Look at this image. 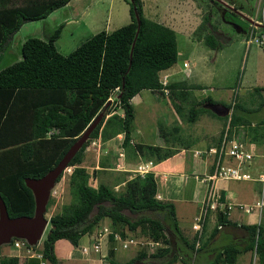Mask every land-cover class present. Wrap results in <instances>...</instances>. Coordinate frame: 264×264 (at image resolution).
<instances>
[{
    "label": "trees",
    "instance_id": "obj_1",
    "mask_svg": "<svg viewBox=\"0 0 264 264\" xmlns=\"http://www.w3.org/2000/svg\"><path fill=\"white\" fill-rule=\"evenodd\" d=\"M68 1L27 0L23 5H13L11 0H0V58L9 36L24 21L44 18ZM127 3L129 21L126 24L110 32L94 33L68 54L62 55L54 47L53 41L59 33L56 28L46 40L26 38L20 46V59L0 68V198L9 217L32 215L33 196L23 179L40 177L51 169L94 117L102 109L105 111L67 164L73 165L68 175L72 201L62 207V212L52 215L39 246L28 245L20 239L26 248L40 253L49 264H58L53 252L56 240L66 239L76 246L79 238L90 233L103 218L121 234L124 229L133 232L139 227L150 239L164 245L150 255L153 260H143L145 253L139 251L124 262L113 258L110 246L109 264L186 262L183 254L175 252L172 239L166 234L168 230L185 242L179 234L173 204L154 197L156 182L152 173L123 179L122 190L114 192L104 183L89 186V175L80 165L89 140L104 141L119 133L123 134L121 146L129 147L132 155L141 159L153 157L154 161H161L175 153L167 146L129 142L133 119L130 99L135 94L141 90H167L171 104L179 109L192 88L184 81L161 83L158 72L177 59L175 33L170 27L144 16L140 0ZM205 19L204 16L202 20ZM204 42L212 48L218 45L212 34L206 35ZM261 91L264 92V87L252 89L253 94ZM114 92L115 107L109 111L108 101ZM204 101L208 104L211 100L205 97ZM263 104L261 98L258 107ZM228 107L231 112L221 117L228 127L220 131L218 140L241 126L249 141L264 147V115L252 122L237 113L239 104ZM203 112L218 117L199 101H193L186 120L193 122ZM43 149L47 155L40 157ZM262 199L264 213V182ZM123 210L136 214V218L130 219ZM144 211L161 213L169 226L165 228L160 219L147 216ZM225 224L229 220L222 209L217 213L215 230ZM241 227L248 240L244 249L256 254V264H264V225ZM16 239L12 238L9 243ZM195 240L185 242L191 252L198 250L194 247ZM239 253L241 250L237 247L225 245L210 264H234ZM0 264H37V261L31 257L20 260L18 255H0Z\"/></svg>",
    "mask_w": 264,
    "mask_h": 264
},
{
    "label": "rangeland",
    "instance_id": "obj_2",
    "mask_svg": "<svg viewBox=\"0 0 264 264\" xmlns=\"http://www.w3.org/2000/svg\"><path fill=\"white\" fill-rule=\"evenodd\" d=\"M26 1L11 0V4L23 5ZM127 1L71 0L68 1L69 3L54 9L44 18L24 21L9 36L0 58V68L20 59V46L26 38L35 37L46 40L56 28H59L58 36L53 41V44L60 54L66 55L94 33L100 30L110 32L126 24L129 21ZM142 5L144 16L154 21L166 19L175 28L177 31L176 47L182 54V56L177 57L175 65H180L183 61H187L189 75L184 78V81L200 87V89L189 91L187 97L180 102L181 107L179 109H176L171 104L169 94L163 91L142 90L130 100L133 108V119L129 142L132 144L142 143L171 147L172 151L175 152L174 154H176H172L173 156L171 155L164 162L154 161V158L150 157L148 160L152 161V167L146 173H152L153 176L159 178L161 176L156 174L160 171L170 170L176 176L181 168L184 167L187 157L190 156V151L188 152L187 150H193L194 147L197 150H204L209 145H216L215 141L220 131H226L228 127L225 123L227 121L211 116L207 112L200 113L193 122H188L186 118L191 102L199 101L207 109H209L210 105L204 101L205 97L222 106H230L233 102H236L240 105L239 114L248 119L250 117L249 120H252V107H255V104L257 105L260 102L261 97L264 100V92L260 98L256 97V93L252 96V87L264 85V41L258 43L254 38H251V41L247 42L249 30L253 25L254 37L258 36L259 32L262 33L264 31V0H143ZM178 16H181L183 20H181L182 24L177 25V27ZM204 16L206 21L202 20ZM208 34H212L215 37L218 43L216 47L212 48V46L205 44L204 38ZM168 72L170 71L168 70ZM184 74L186 75V72ZM160 76L159 74V78L162 80ZM179 77H171L169 81H172L171 79L181 80L182 76ZM115 96L114 92L109 98V111H112L115 107ZM251 104L254 105L252 106ZM217 109H219L218 114L224 112L222 108ZM101 111L103 115L104 109ZM117 112L122 113L120 109H117ZM229 112L230 109L226 110V114ZM119 134H121V137L115 135L116 137H110L111 139H106L107 141H102L99 138L91 139L95 141V146L93 147L87 148L91 140L87 142L80 165L84 166L83 168L89 175L87 180L89 186L96 187L98 183L102 182L114 192L122 190L123 185H120L116 190L113 189V186L122 179H128V177L123 176V172L114 171V169L96 170L94 168L96 162L110 168H115L116 163L123 164V168H128L137 161V156L132 158L130 155L127 156L122 150L123 134ZM230 134L228 133L227 135L231 137L232 135ZM233 136L245 142L252 153L255 151L250 144L251 141L248 140L247 142L240 135ZM184 148L187 149L184 150ZM260 151L263 155L260 168L256 162L258 160L257 157L253 156L252 164H249L250 166L246 169L250 177L256 179L258 183L256 200L261 197L262 191L261 181L258 179L259 174H264V147ZM40 153V157L47 155L44 149ZM118 153L122 154V156L119 157ZM205 157L212 158L211 156ZM127 161L128 164H126ZM158 162H161V164L154 166ZM138 163H135L134 167L129 170L131 174ZM258 171L259 174L255 176ZM68 175H61L57 182L54 183L52 187L54 193L52 195L50 194L52 188L49 190L50 193H48L46 202V206L47 204L48 206L45 208V217L48 223L41 239L36 243L37 245H40L44 238L50 226L49 220L52 215L62 212V207L72 201L73 197L68 186ZM173 178L175 177L173 176ZM252 181L248 180L247 182L254 184ZM240 183H243V181ZM155 195L159 198V195L156 193ZM123 213L130 219L136 218V214L127 210H123ZM143 214L160 219L165 228L169 226L168 222L161 218V213L144 211ZM99 223L92 229L91 233L93 232L94 234L102 230L98 227ZM259 223L264 225V217L259 218ZM102 226L104 225H101L100 228ZM108 227L111 228V226ZM111 230L113 229L111 228ZM123 232L139 240H152L139 227L133 232H129L126 229ZM242 232L236 231L238 235ZM166 234L173 242L174 237L171 232L166 230ZM131 249L132 255L135 256L139 251L145 253L148 248L144 250L138 247H131ZM31 253L32 251L26 252L23 247L14 248L10 243L0 245V255H18L20 260H23ZM254 257V263H256V254H254ZM143 260L153 259H150V256L146 254ZM252 260L253 251H248V254L246 252L239 253L235 262L236 264H251ZM47 264L49 263L47 262Z\"/></svg>",
    "mask_w": 264,
    "mask_h": 264
},
{
    "label": "crops",
    "instance_id": "obj_3",
    "mask_svg": "<svg viewBox=\"0 0 264 264\" xmlns=\"http://www.w3.org/2000/svg\"><path fill=\"white\" fill-rule=\"evenodd\" d=\"M71 1V0H69ZM141 3H143V0ZM69 3V2H67ZM66 3V4H67ZM179 3V2H178ZM143 7V5H142ZM234 9V8H233ZM182 10V9H181ZM179 10V11H181ZM143 11V10H142ZM173 14V13H172ZM175 16V15H174ZM178 21H176V26L179 24H182L183 18L181 16L177 17ZM157 22L162 23L168 27H170L174 33H175V41H176V33L177 31L175 28L170 25L166 19H160L157 20ZM169 24V25H168ZM253 24V23H252ZM254 26V25H253ZM178 27V26H177ZM184 27V26H183ZM263 27V26H262ZM184 31V30H183ZM250 31V30H249ZM260 32L258 33V35ZM254 35V33H253ZM248 40V37H247ZM249 43V42H248ZM177 48V47H176ZM182 56L181 52L177 49V57ZM177 60V59H176ZM176 62V61H175ZM175 62L168 68L164 70H160L158 72L161 75L160 77L163 79L164 84L175 81H184V78L188 77V62L183 61L180 65H175ZM168 70L170 72H168ZM186 72V75L184 74ZM185 75V76H184ZM178 79H171L172 81H169V78L177 77ZM160 79V78H159ZM161 81V80H160ZM185 82V81H184ZM162 83V82H161ZM186 83V82H185ZM163 84V83H162ZM188 87H191L192 90L200 89V87L196 84L186 83ZM254 87H264L263 86H254ZM253 89V87H252ZM142 91V90H141ZM140 91V92H141ZM167 92V90L163 91ZM263 92L257 93L256 97H261ZM139 94V92L137 93ZM135 94V95H137ZM134 95V96H135ZM253 94L252 96H254ZM133 96V97H134ZM132 97V98H133ZM131 98V99H132ZM262 98V97H261ZM260 98V101H261ZM130 99V100H131ZM210 99V98H209ZM211 100V99H210ZM254 102V101H253ZM234 103V102H233ZM236 103V102H235ZM255 103V102H254ZM207 104V103H206ZM213 105L215 108H222L224 109V112L222 114H216L218 115V118L221 119L224 115H228L231 112V108H229V105H219L214 103L212 100L208 103ZM259 104V102H258ZM258 104H251L250 107H252V122L255 120L260 119L264 115V104L258 107ZM232 106V105H230ZM258 107V108H257ZM216 108V109H217ZM230 112L226 114V110H229ZM254 109H257L254 111ZM262 109V110H261ZM219 111V109H217ZM238 114L239 109H238ZM263 113V114H262ZM261 114L260 116H258ZM247 118V117H246ZM250 119V117H249ZM255 119V120H254ZM226 123V122H225ZM231 137L235 138L233 135L238 136L240 135L248 142V136H246L245 131L243 128L238 127L236 130L235 128L232 129ZM116 136L121 137V134H117ZM114 136V137H116ZM112 137V138H114ZM219 138V137H218ZM218 138L215 141L218 143ZM111 139V138H110ZM236 139V138H235ZM109 140V139H108ZM213 140V139H212ZM107 141V140H106ZM257 142L253 141L250 144L252 147H254L253 152L254 156L257 157L258 160L256 162L258 163V167L260 168V165L263 161V155L260 151L262 146L260 144H256ZM213 146V145H209ZM188 147V146H187ZM122 150L130 157H134L132 153H129V147H122ZM187 148H184L186 150ZM183 150V149H182ZM197 150L195 147L193 150H187L190 153V156L187 157V161H185L184 167L181 168L180 172L175 176L174 172L165 171V172H159L158 176H161L159 178H155L156 182V194L159 195V198H157L160 201H168L173 204L174 207V215L177 223V227L179 230L180 237L184 239V241L190 243L194 238L195 240V248H198L196 252H191L186 246L185 242H181L180 239L178 240L176 236L172 235L174 237L173 245L175 252H178L179 254H183L185 256V261L182 262L179 260H176L170 264H210L212 261L214 255L225 245H233L241 250V254L245 253L248 254L249 250H245V245L247 244V233L244 231V229L241 227V225H250V224H257L256 222V215L254 213H244L242 211L237 210H230L228 211V214L226 216V219L229 220V224H225L222 226L217 227V230H215V223H216V216L218 211L222 210V205H225L227 203H245V204H253L257 197V189H258V183L256 182V179H254L252 182H245L240 183L242 181H226V180H205L203 179L204 176H209L212 173V166H211V158L205 157V156H198L194 155V151ZM261 153H260V152ZM176 155V154H174ZM173 156V155H172ZM138 159L135 163H138L140 161L146 160L141 159L139 156H137ZM171 157V156H170ZM168 157V158H170ZM128 158V157H127ZM168 158H165L164 160H161L164 162ZM103 159V158H102ZM254 159V157H253ZM129 160V164H130ZM135 163L131 164V167L123 168L122 170H119L123 172L124 177L130 178L132 175L129 170H131ZM128 164V161L127 163ZM161 164V162H158L157 164H154V166H158ZM252 164V162H251ZM250 164V165H251ZM82 166V165H81ZM84 167V166H82ZM96 170H102V169H114L107 167L105 165L99 164V162H96V166L94 167ZM95 170V169H94ZM115 171V169H114ZM118 171V170H117ZM255 172V171H254ZM259 174V171L255 173V176ZM117 175V173H115ZM173 176L175 178H173ZM201 179L203 180H200ZM257 178V177H255ZM124 180L122 179L119 183H115L113 186V189H117L120 185H123ZM239 182V183H236ZM102 183V182H100ZM212 190V193L214 194L213 201L216 204V209H208L206 213V218L201 224L199 231H194L191 228V224L193 222V217L198 214L201 205L203 204V200L205 198L207 190ZM101 225H108L110 226V222L107 218H103L101 222L99 223V228ZM111 229V228H110ZM239 230V235L236 233V231ZM93 232L91 233H85L82 235L77 245L82 244H88L92 241V237L94 236ZM125 234V233H124ZM127 235V234H126ZM110 237H108L109 239ZM112 245V241H110L106 246V249ZM134 247V246H131ZM131 247L128 248V250H122L119 247L115 249V252L113 253V258L116 261L124 262L131 258H134L135 256L132 255V249ZM53 252L58 260V264H84V261L81 257V254L79 253L78 249L73 246L69 241L66 239H58L53 244ZM108 254V250H107ZM149 256L152 254H148ZM146 256V254H145ZM180 258V256H179ZM236 261V258H235ZM234 261V264L236 262ZM219 264H222L219 262Z\"/></svg>",
    "mask_w": 264,
    "mask_h": 264
},
{
    "label": "built area",
    "instance_id": "obj_4",
    "mask_svg": "<svg viewBox=\"0 0 264 264\" xmlns=\"http://www.w3.org/2000/svg\"><path fill=\"white\" fill-rule=\"evenodd\" d=\"M254 26L251 27L248 35L247 42H250L251 38H254L256 42L262 43L264 41V31L260 33L258 36L253 35ZM263 37V38H262ZM261 38V39H260ZM161 82L164 84L163 79ZM165 91V90H164ZM95 141L91 140L90 145H87V148L95 146ZM97 145V144H96ZM86 148V146H85ZM119 157L122 154L118 153ZM194 155L200 156H211V166H212V173L209 176H204L203 179L205 180H231V181H248L254 180L250 177L249 173L247 172L249 164H251L254 154L248 148L245 142L235 139L233 137H227L226 134H223L222 137L219 139L218 143L213 146H209L204 150H195ZM152 161L146 160L139 162L136 164L135 169L132 171V175H143L144 173L148 172L152 167ZM73 169V165H66L61 175H68ZM115 170H122L123 164H117L114 168ZM259 180L261 181L262 191L261 197L258 200H255L253 204H243V203H227L222 205L221 209H224L226 216L228 211L230 210H237L242 211L244 213L250 214L254 213L257 218V223H259V218L264 217V213H262V193H263V182H264V174H259ZM61 177V176H60ZM200 177V180H203ZM51 192V193H50ZM50 194L54 193V189L50 190ZM155 198H158L154 195ZM214 194L212 190H207L205 198L203 200V204L201 208L193 217V222L191 224V228L194 231H199L201 224L206 218V213L208 209H216V204L213 201ZM219 227V226H217ZM101 231H98L92 237V241L88 244L76 245L75 247L78 249L81 257L84 261V264H109V256L107 254L108 247L106 246L109 242L108 237H111L112 245L111 249L113 253L115 252L116 248H120L122 250H126L131 246L138 247L140 249L148 248L145 253L154 254L158 248L164 247V245L160 241L155 240H139L133 238L132 236L121 234L118 231L111 230L107 225L102 226ZM12 247L20 248L23 247L26 252L31 251L25 247L24 243L20 239H16L12 242ZM254 252H253V260L251 264L254 263ZM27 257H31L37 260V264H47V261L43 259L38 252H33L28 254Z\"/></svg>",
    "mask_w": 264,
    "mask_h": 264
},
{
    "label": "water",
    "instance_id": "obj_5",
    "mask_svg": "<svg viewBox=\"0 0 264 264\" xmlns=\"http://www.w3.org/2000/svg\"><path fill=\"white\" fill-rule=\"evenodd\" d=\"M208 105H210L208 108L211 111L218 114L217 109L213 105ZM101 117L102 112L95 116L94 119L83 129L51 169L46 171L40 177H25L23 179L25 186L30 189L33 196L34 207L31 216L9 217L5 205L0 198V245L9 243L12 238L22 239L28 245H35L39 242L45 226L48 223V220L45 217V208L49 190L54 186L55 180L61 175L63 168L79 150L86 138H88L90 132L96 126Z\"/></svg>",
    "mask_w": 264,
    "mask_h": 264
}]
</instances>
